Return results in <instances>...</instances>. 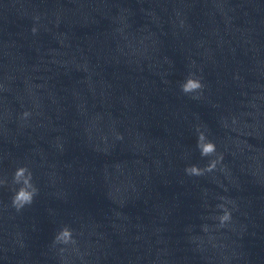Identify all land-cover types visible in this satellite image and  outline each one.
I'll use <instances>...</instances> for the list:
<instances>
[{"label":"clouds","instance_id":"1","mask_svg":"<svg viewBox=\"0 0 264 264\" xmlns=\"http://www.w3.org/2000/svg\"><path fill=\"white\" fill-rule=\"evenodd\" d=\"M33 31L35 32L36 30L33 29ZM202 87L203 86L199 79L188 78L181 84V90L184 93L195 92L196 90H199ZM24 115L27 116L28 113H25ZM197 147L200 150L201 156L204 157L211 156L216 152L214 143L210 141L206 142V137L203 133H200L198 135ZM219 159L220 158L212 161L209 166L204 170H201L193 165L186 168V171L194 175H201L204 171L211 172L216 167V164ZM13 179L14 183L21 185L18 190H16L12 199L13 206L19 211L25 205L31 204L33 202V198L37 194L38 189L32 184V174L26 167H19L15 171ZM229 218V215L225 213V215L222 217V221L228 220ZM70 238L71 234L69 230L65 228L64 230H62V232L56 239L63 243H67Z\"/></svg>","mask_w":264,"mask_h":264}]
</instances>
